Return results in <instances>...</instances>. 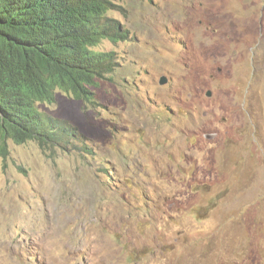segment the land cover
<instances>
[{
	"label": "rangeland",
	"instance_id": "374dc122",
	"mask_svg": "<svg viewBox=\"0 0 264 264\" xmlns=\"http://www.w3.org/2000/svg\"><path fill=\"white\" fill-rule=\"evenodd\" d=\"M115 2L93 102L37 103L75 138L0 151V264H264V0Z\"/></svg>",
	"mask_w": 264,
	"mask_h": 264
},
{
	"label": "trees",
	"instance_id": "16d2710c",
	"mask_svg": "<svg viewBox=\"0 0 264 264\" xmlns=\"http://www.w3.org/2000/svg\"><path fill=\"white\" fill-rule=\"evenodd\" d=\"M115 0H0V151L7 140L66 147L74 137L65 120L44 114L56 90L93 102V87L116 68L103 40L128 38L108 11ZM212 204L203 206V211Z\"/></svg>",
	"mask_w": 264,
	"mask_h": 264
},
{
	"label": "water",
	"instance_id": "95a60500",
	"mask_svg": "<svg viewBox=\"0 0 264 264\" xmlns=\"http://www.w3.org/2000/svg\"><path fill=\"white\" fill-rule=\"evenodd\" d=\"M160 84H163L166 82V76L164 75H161L160 78H159V81H158ZM207 96H210L211 95V90H206V93H205Z\"/></svg>",
	"mask_w": 264,
	"mask_h": 264
},
{
	"label": "clouds",
	"instance_id": "9594fccd",
	"mask_svg": "<svg viewBox=\"0 0 264 264\" xmlns=\"http://www.w3.org/2000/svg\"><path fill=\"white\" fill-rule=\"evenodd\" d=\"M38 103H42V102H38ZM37 105V104H36ZM38 108V107H37ZM39 109V108H38ZM39 111H41L40 109H39ZM42 113H44V114H47V113H45V112H43V111H41ZM48 115H50V114H48ZM52 116V115H51ZM55 118H57V117H55ZM60 119V118H59ZM63 120V119H62ZM76 132V131H75ZM75 136H76V133H75V135H74V137L73 138H75ZM72 139V138H71ZM68 144V143H67ZM66 144V145H67ZM51 145H53V144H51ZM50 145V146H51ZM54 145H56V144H54ZM56 146H58V147H60L59 145H56ZM61 148V147H60ZM64 148H66V147H64ZM64 148H62V149H64Z\"/></svg>",
	"mask_w": 264,
	"mask_h": 264
}]
</instances>
